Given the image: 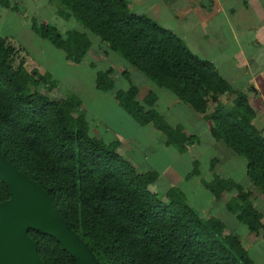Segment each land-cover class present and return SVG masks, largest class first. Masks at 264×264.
Returning <instances> with one entry per match:
<instances>
[{"label":"trees","instance_id":"1","mask_svg":"<svg viewBox=\"0 0 264 264\" xmlns=\"http://www.w3.org/2000/svg\"><path fill=\"white\" fill-rule=\"evenodd\" d=\"M52 2L60 16L83 25L193 111L206 114L216 103L206 115L213 123V137L246 160L247 178L264 194V128L253 124L256 113L246 91L234 90L173 32L145 15L131 13L126 0ZM0 5L8 8L9 0H0ZM31 27L72 63H80L91 46L82 31L70 29L62 35L55 26L33 18ZM15 52L0 37V153L44 189L65 225L91 253L93 264H255L240 238L223 232L220 220L201 217L177 188H169L162 197L150 192L155 171L137 172L116 152L117 142L89 135L78 98L57 101L31 91L44 76L29 72L22 60L14 68ZM127 74L125 70L126 91L114 90L112 68L96 72L95 86L115 91V99L132 118L140 125L152 123L168 143H192L195 139L186 138L180 127L173 129L155 110L144 109L156 97L148 92L140 101L138 86ZM222 96H234L232 107L219 106ZM206 187L217 199L235 187L226 208L264 241L262 215L248 192L218 176ZM9 198V189L0 180V202ZM28 234L44 264H77L53 236L35 230Z\"/></svg>","mask_w":264,"mask_h":264},{"label":"crops","instance_id":"2","mask_svg":"<svg viewBox=\"0 0 264 264\" xmlns=\"http://www.w3.org/2000/svg\"><path fill=\"white\" fill-rule=\"evenodd\" d=\"M46 1L56 7L53 0ZM126 2L131 13L149 17L173 32L197 57L209 61L234 90L246 91L256 113L253 124L258 130L264 128V0ZM8 8L5 7L6 10H12ZM91 39L89 38L91 46L85 57L91 56L94 48L98 52L100 64L107 63V59L110 61L109 65L106 64L97 71L107 68L114 70V90H128L129 81L123 75L127 70L130 80L138 86L137 97L140 101L148 92L154 93L156 97L154 104L151 107L144 105V109L155 110L171 128L180 127L186 138L192 137L195 140L186 145L185 142L177 145L168 143L166 136L152 123L140 125L120 107L114 97L115 91L104 92L96 88L97 71L92 75L94 89L101 93L106 103L110 100L114 104L110 105V112L107 114L98 113L95 122L88 121L85 113L80 111L87 121L89 135L106 143L117 142L116 152L130 162L137 172L155 171L157 178L148 186L150 192L163 196L169 188H177L189 206L201 217L220 218L223 215L225 233L235 234L240 241H245L242 244L254 261L249 255V249L257 243L264 245V241L261 234L250 232L237 219L236 213L226 208V204L236 194L235 187L228 188L217 199L208 190L206 183L218 176L248 192L252 205L262 215V223L264 194L247 178L246 160L213 137V123L206 117L214 110L212 106H208L206 114L193 111L170 90L158 86L131 67L119 53L109 49L108 43L102 42L96 35L95 41ZM233 98L234 96L229 99ZM179 145H185V148L180 150ZM194 165L196 172L190 175ZM217 211H220L219 215H216ZM254 263L257 264L255 261Z\"/></svg>","mask_w":264,"mask_h":264},{"label":"rangeland","instance_id":"3","mask_svg":"<svg viewBox=\"0 0 264 264\" xmlns=\"http://www.w3.org/2000/svg\"><path fill=\"white\" fill-rule=\"evenodd\" d=\"M48 3L46 0H9L8 9L13 11L6 10L0 5V36L7 39L9 44L17 49L11 59V65L17 68L22 60L29 72L44 76L43 79H40L38 86L30 87L31 91L40 92L57 101L70 96L78 98L82 104L80 109L85 113L87 120L95 122L98 113L107 114L110 112V105L114 104L110 100L109 103H106L100 95L101 93H97L92 79V75L94 76L95 72L106 64L109 65L110 61L107 59V63L100 64L98 52L93 48L91 56L85 57L78 64L71 63L65 58V53L61 49L54 47L47 40L41 39L31 27L30 20L33 17L38 23L55 26L62 35L69 29H77L85 31L87 37L95 41L93 33L87 31L73 18L60 16L56 12V7ZM96 40L101 43L98 39ZM93 44L95 45V42ZM219 101V106L232 107V100L229 98L220 97ZM210 105L214 109L216 103ZM158 196L162 197L161 194ZM219 214L220 211H217L216 215ZM221 216L220 218L214 217L221 221L225 230L226 224L222 219L223 215ZM223 232L225 233V231ZM249 255L257 264H264V245L257 243L249 249Z\"/></svg>","mask_w":264,"mask_h":264},{"label":"water","instance_id":"4","mask_svg":"<svg viewBox=\"0 0 264 264\" xmlns=\"http://www.w3.org/2000/svg\"><path fill=\"white\" fill-rule=\"evenodd\" d=\"M0 180L10 194L0 202V264H44L29 230L53 236L77 264H93L91 253L65 225L49 195L1 153Z\"/></svg>","mask_w":264,"mask_h":264}]
</instances>
